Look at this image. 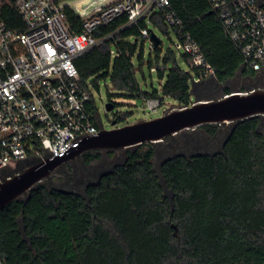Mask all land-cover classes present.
<instances>
[{
    "label": "trees",
    "instance_id": "trees-1",
    "mask_svg": "<svg viewBox=\"0 0 264 264\" xmlns=\"http://www.w3.org/2000/svg\"><path fill=\"white\" fill-rule=\"evenodd\" d=\"M16 2L0 0V17L11 30L23 32ZM171 9L200 45L214 70L215 83L225 84L239 73L256 76L244 70L240 51L224 33L208 0H171ZM66 13L80 31L78 15L71 9ZM152 19L168 34L162 16ZM123 21L100 27L96 35L115 30ZM145 25L141 22L139 28H126L117 36L114 59L112 42L79 56L75 63L82 86L92 93V87L99 89L100 80L110 78L113 88L126 97L158 98L162 104L168 97L179 107L190 105L193 77L200 71L186 54L181 57L189 70H183L174 50L160 58L161 43L153 47L157 66L151 57L148 61L150 70L155 68L159 78L165 79L161 92L142 90L137 69L144 65L139 42L145 41L140 34ZM137 53L138 68L133 62ZM224 92L230 90L224 88ZM90 106L98 109L93 94ZM132 114L118 110L113 121L127 123ZM263 126L261 117L245 120L234 129L201 126L194 131L204 138L214 141L225 136L224 147L214 153L167 157L161 163V175L155 170L154 143L87 151L81 156L85 163L106 156L115 159L112 169L79 193L55 186L76 178L70 166H60L27 195L14 200L0 211V252L7 264H264ZM196 132L179 136L192 142L198 137ZM167 139L175 142L177 137Z\"/></svg>",
    "mask_w": 264,
    "mask_h": 264
},
{
    "label": "built area",
    "instance_id": "built-area-1",
    "mask_svg": "<svg viewBox=\"0 0 264 264\" xmlns=\"http://www.w3.org/2000/svg\"><path fill=\"white\" fill-rule=\"evenodd\" d=\"M208 1L240 51L244 70L255 72L263 82L256 88H264V0ZM16 7L25 31L11 30L0 17V185L27 167L66 155L104 129L75 61L105 42H112L114 59L117 36L126 28L144 22L140 34L153 47L151 26L158 27L152 18L162 16L168 34L176 36L175 52L188 55L200 71L193 85L213 79V68L171 0H17ZM67 9L82 21L80 31L68 21ZM123 19L115 30L96 35L100 27ZM145 105L156 111L162 103L149 98ZM0 264H7L1 252Z\"/></svg>",
    "mask_w": 264,
    "mask_h": 264
},
{
    "label": "water",
    "instance_id": "water-1",
    "mask_svg": "<svg viewBox=\"0 0 264 264\" xmlns=\"http://www.w3.org/2000/svg\"><path fill=\"white\" fill-rule=\"evenodd\" d=\"M150 40L155 47L161 42L153 31ZM114 108L112 102L106 104L107 111ZM254 117L264 119V88L232 91L229 94L224 92L218 98L197 97L188 106L175 108L156 118L125 123L122 126H116L117 122L113 121V128L102 129L98 135L85 138L66 155L27 167L5 180L0 185V211L17 198L27 195L34 186L49 178L65 162L87 151L127 149L148 142L158 145L169 137L204 125H230L234 129L237 124Z\"/></svg>",
    "mask_w": 264,
    "mask_h": 264
},
{
    "label": "rangeland",
    "instance_id": "rangeland-1",
    "mask_svg": "<svg viewBox=\"0 0 264 264\" xmlns=\"http://www.w3.org/2000/svg\"><path fill=\"white\" fill-rule=\"evenodd\" d=\"M151 29L154 30V32L161 40L160 58H162L168 50L175 51V44L177 40L176 36L173 33H163L159 29H155L153 26H151ZM141 47H143L144 49V65L142 67V70L137 69V79L139 81V84L143 91L151 92L153 91V89H157L161 92V88L165 82V79H160L156 69L154 68L153 70H150L148 66L150 57L153 61V65L155 67L157 66L156 53L153 49L154 46L152 47L150 41L148 40H141L139 42V50ZM133 62L134 65L138 68V53L133 58ZM177 62L183 70H189L188 63L183 60L180 53H177ZM159 66H163L162 60H160ZM169 67L170 66H168V68L166 69V75L168 73ZM262 84L263 82L260 78L258 79L256 76L247 77L242 74L222 85H218L214 80H208L201 85L195 86V92L192 94L191 99L192 101H195L197 97L200 99L218 98L223 95L224 88H228L231 93L232 91H247L250 89H254ZM92 93L96 100L102 127L104 129H111L114 127V125L112 124L113 116L118 110L132 111L133 114L128 119L127 123H133L140 120L156 118L175 108H179V105L175 100L166 97L164 104H162L156 111H150L146 108L144 99L133 97L129 98L121 95L118 91H116L112 86L110 78L106 80H100L99 89L97 90L96 88L92 87ZM109 93L111 95L110 98L108 95ZM110 101L112 103L119 104V108H114V110L112 111H107L106 104ZM124 124L125 123H117L116 126H122ZM187 132L189 133V135H192L196 131L192 130ZM262 132L264 133V126L262 127ZM196 134L198 137H193L192 142L184 140L186 142L185 144L183 143L184 141L179 136V134L175 136L177 137L175 142L173 140L166 139L163 143L157 145V155L155 157L154 164L155 170L159 175H161V163L167 157H172L179 154L189 157L198 153H214L216 151H220L219 148L225 136L221 137V140L219 141L220 146H216L215 141L209 138H204L202 133L196 132ZM81 156L82 155L61 165L65 168H67V166H70V169H72V172L76 175V178L74 179V182L55 183V186L57 188L84 193L85 185H87L91 181L96 180L98 176L103 172L112 169V166L115 163L114 158L109 159L104 156V158L101 160L87 164L81 158ZM88 178H90V181ZM82 180H84V182H82Z\"/></svg>",
    "mask_w": 264,
    "mask_h": 264
},
{
    "label": "flooded vegetation",
    "instance_id": "flooded-vegetation-1",
    "mask_svg": "<svg viewBox=\"0 0 264 264\" xmlns=\"http://www.w3.org/2000/svg\"><path fill=\"white\" fill-rule=\"evenodd\" d=\"M239 75H241V73H239V74H237V76H239ZM236 76V77H237ZM247 77H249V76H247ZM235 78V77H234ZM233 78V79H234ZM221 137H222V135H221ZM221 137H218V138H216L214 141H215V145L217 146V145H219L220 144V140H221ZM224 145H225V140L224 141H222V143H221V146H220V148H219V150H221L223 147H224ZM212 148V147H211Z\"/></svg>",
    "mask_w": 264,
    "mask_h": 264
}]
</instances>
